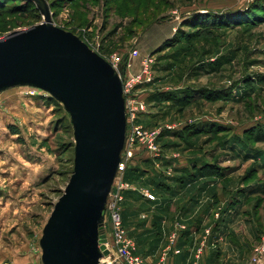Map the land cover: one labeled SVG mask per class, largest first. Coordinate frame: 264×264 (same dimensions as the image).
<instances>
[{
	"label": "rangeland",
	"instance_id": "rangeland-1",
	"mask_svg": "<svg viewBox=\"0 0 264 264\" xmlns=\"http://www.w3.org/2000/svg\"><path fill=\"white\" fill-rule=\"evenodd\" d=\"M46 2L55 26L106 61L132 49L139 53L132 61L152 58V81L135 93L145 102L138 119L159 129L161 155L135 148L127 166L140 173L129 171L121 203L141 264H159L169 236L198 225L207 264H264V0H166L145 31L132 26L134 8L125 0L88 2L81 22L68 0ZM3 3L10 15L0 16V39L42 21L28 5ZM207 11L242 12L249 23L195 17ZM203 20L217 24L197 27ZM186 96H193L188 106ZM73 157V129L60 103L27 86L0 92V264H41L39 239ZM143 190L157 200L147 202ZM104 232L110 253L103 263L126 264L116 256L107 214Z\"/></svg>",
	"mask_w": 264,
	"mask_h": 264
},
{
	"label": "water",
	"instance_id": "water-1",
	"mask_svg": "<svg viewBox=\"0 0 264 264\" xmlns=\"http://www.w3.org/2000/svg\"><path fill=\"white\" fill-rule=\"evenodd\" d=\"M39 24L0 39V92L27 86L69 115L73 169L39 239L41 264H101L109 255L106 202L126 144L125 96L118 70L78 36L52 23L46 0H29Z\"/></svg>",
	"mask_w": 264,
	"mask_h": 264
},
{
	"label": "built area",
	"instance_id": "built-area-1",
	"mask_svg": "<svg viewBox=\"0 0 264 264\" xmlns=\"http://www.w3.org/2000/svg\"><path fill=\"white\" fill-rule=\"evenodd\" d=\"M96 49L99 45L95 46ZM137 49H132L126 56L118 53L111 54L107 61L111 66L118 70L123 65L124 69L119 74L123 93L125 96V109L127 118L126 128V144L121 155V161L106 202L105 215L109 218V223L112 230L113 244L117 258L122 259L126 264H141L142 259L135 254V243L130 237L128 230L123 224L121 203L124 198V193L128 189V185L123 179L124 171L128 162L133 158L134 150L139 145L147 152L156 157L161 155L160 147L157 145L159 129H150L137 122L138 116L145 111V102L141 100L135 93L137 86L144 85L152 81V58L150 56L142 57L139 61V69L136 73H129L132 59L138 57ZM35 89V88H34ZM143 196L149 200H154V196L148 191L143 190ZM178 229H184L182 224H176ZM208 235L209 230L205 231ZM176 235L171 234L167 245L164 247L161 254L159 264H164L171 254H178L179 249L176 248ZM205 245V240H202L195 249V260H199ZM261 252V248L258 249ZM103 259V258H102ZM102 259L101 264H104Z\"/></svg>",
	"mask_w": 264,
	"mask_h": 264
},
{
	"label": "trees",
	"instance_id": "trees-1",
	"mask_svg": "<svg viewBox=\"0 0 264 264\" xmlns=\"http://www.w3.org/2000/svg\"><path fill=\"white\" fill-rule=\"evenodd\" d=\"M16 1H19V2H21V3H23L24 5H28V6H30V7H32V9L34 10V11H38V9L36 8V6L34 5V3L33 2H31V1H29V0H16ZM47 1V0H46ZM166 0H125V2L127 3V6L128 7H132V8H134V18H133V21L131 22V24H132V26H139V28L141 29V31H145L146 29H148V27H150L153 23H155V22H157V19H154V18H156L158 15H160L163 11H164V9L168 6V3L167 2H165ZM95 3L96 2V0H68V3L69 4H71L72 5V7H73V9L75 10V11H80L81 13H79L78 12V18H79V20L78 21H82V19H83V17H82V15L81 14H84V12L85 11H87L86 9H85V4L86 3ZM3 3V0H0V8H1V4ZM3 4H5V3H3ZM107 5V4H106ZM263 5V4H262ZM111 7V6H110ZM130 9H128V11H129ZM262 10H264V5H263V8H262ZM4 12H5V14H7V15H10V13L8 12V10H0V16L2 15V14H4ZM39 12V11H38ZM14 15L15 13H11V15ZM253 14H255V16L257 17L259 14L258 13H253ZM141 15L143 16V19H145V21H146V19L148 20V19H151L149 22H146V24H144V26L142 25V20H140V17H141ZM201 16H203V17H205V18H207V19H214V21H216V22H218V21H223V22H230V21H238V22H241L242 21V19H245L246 18V15H244V13H242V12H222L221 14H215V13H212L211 11H207V12H205V13H203V14H199V13H197V14H195V17H201ZM197 20H201V19H199V18H196ZM215 19H217V20H215ZM204 22H201V21H197V22H195L196 23V26L197 27H201V26H203V25H205L206 23H209L208 25H215L216 26V24L217 23H215V22H206L205 20H203ZM207 21H210V20H207ZM194 23V22H193ZM241 23H249V21H244V22H241ZM136 28H132V30L134 31ZM139 29V30H140ZM140 32H138L137 34H139ZM206 97H208V99H209V96L207 95ZM193 98V96H189V97H187L186 96V98H185V101H183V104L185 105V106H188L189 104H190V99H192ZM51 99H53V98H51ZM158 99H160V96H159V98ZM54 100V99H53ZM167 100V102H170V100L173 102H177L178 101V99H173V97H171V96H167V98L166 99H163V101H166ZM55 101V100H54ZM162 101V100H161ZM56 102V101H55ZM183 105V106H184ZM139 118V117H138ZM141 120H139V119H137V122L138 123H141V122H143V121H141ZM142 124V123H141ZM145 127H150V125L149 124H146V123H144L143 124ZM192 127H194V126H192ZM188 130H190L192 133H196V129L195 128H189ZM13 131L15 132L16 130L15 129H13ZM239 144H241L242 145V143H239ZM134 159V158H133ZM140 162H142V161H144V160H139ZM207 168V167H206ZM129 171H132V173L134 174V173H140L138 170H137V168H135L134 166H127L126 167V169H125V171H124V175H123V179L125 180V181H127L128 180V178H129ZM199 173L200 174H202V175H205V173H206V171H205V167H203V168H199ZM207 173H212V172H207ZM208 177V176H207ZM156 191V190H155ZM152 194V193H151ZM153 196H154V200H149V199H147V198H145L146 199V201L147 202H152V201H156L157 200V198H156V195H154V194H152ZM122 220H123V224H124V226L126 227V225H125V221H124V218H123V216H122ZM215 227L217 228V226L216 225H213L212 226V231H214V230H216L215 229ZM200 228V229H199ZM203 227L201 226V227H199V225L198 226H196L194 229H192L191 230V228L189 229L188 227H186L184 230H182L180 233H179V236H178V238H177V243H176V245L175 246H177V248L179 249V253L177 254V255H175V254H171L170 255V261L173 259V258H175V257H177L178 255H181V249H182V247H184L185 245H189L190 247H192L193 246V244H194V237H195V235L197 236V234L201 231V229H202ZM126 229H127V227H126ZM218 229V228H217ZM204 230V229H203ZM198 239H197V243H198ZM196 243V244H197ZM209 243H210V239H208L207 240V245L209 246ZM196 246V245H195ZM191 264H192V262H191Z\"/></svg>",
	"mask_w": 264,
	"mask_h": 264
},
{
	"label": "crops",
	"instance_id": "crops-1",
	"mask_svg": "<svg viewBox=\"0 0 264 264\" xmlns=\"http://www.w3.org/2000/svg\"><path fill=\"white\" fill-rule=\"evenodd\" d=\"M151 33V32H149ZM154 34L152 35H156L155 32H152ZM159 34V32H158ZM151 35V34H150ZM149 39V38H148ZM146 50V49H143ZM147 51V52H146ZM145 52L147 54H149L152 51V48H150L149 50H146ZM143 52V51H142ZM139 69V61H132L130 68H128V72L129 73H136ZM140 98L143 99V94H141V92L139 93ZM197 236L195 235L194 237V244L192 247H190L188 244L185 245L184 247H182L181 251V255H178L177 257L173 258L168 264H207V258H208V250L209 247L206 248L205 253L201 256V259L199 261L195 260V249L198 245L197 243ZM197 243V244H196ZM196 245V246H195ZM177 255V254H176ZM168 260H170V257L168 258Z\"/></svg>",
	"mask_w": 264,
	"mask_h": 264
}]
</instances>
